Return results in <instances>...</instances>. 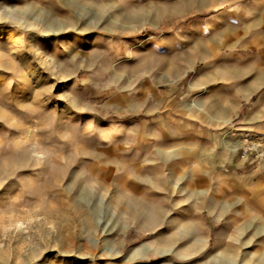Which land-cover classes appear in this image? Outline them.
Instances as JSON below:
<instances>
[{
	"label": "rangeland",
	"instance_id": "obj_1",
	"mask_svg": "<svg viewBox=\"0 0 264 264\" xmlns=\"http://www.w3.org/2000/svg\"><path fill=\"white\" fill-rule=\"evenodd\" d=\"M0 264H264V0H0Z\"/></svg>",
	"mask_w": 264,
	"mask_h": 264
},
{
	"label": "bare ground",
	"instance_id": "obj_2",
	"mask_svg": "<svg viewBox=\"0 0 264 264\" xmlns=\"http://www.w3.org/2000/svg\"><path fill=\"white\" fill-rule=\"evenodd\" d=\"M230 146L232 147V149H233V150H235V149H236V145H235V144H230ZM153 247H154V244H151V245H148V247H147V248H148L149 250H150V249L152 250V249H153Z\"/></svg>",
	"mask_w": 264,
	"mask_h": 264
}]
</instances>
